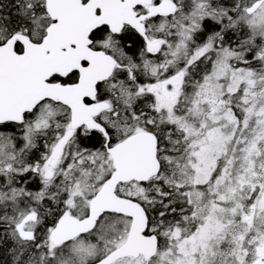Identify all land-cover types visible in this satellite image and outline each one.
I'll list each match as a JSON object with an SVG mask.
<instances>
[{
    "label": "snow or ice",
    "instance_id": "6c2138e0",
    "mask_svg": "<svg viewBox=\"0 0 264 264\" xmlns=\"http://www.w3.org/2000/svg\"><path fill=\"white\" fill-rule=\"evenodd\" d=\"M0 264H264V0H0Z\"/></svg>",
    "mask_w": 264,
    "mask_h": 264
}]
</instances>
